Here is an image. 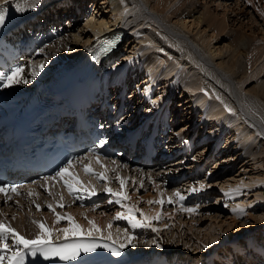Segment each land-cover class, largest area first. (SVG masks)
<instances>
[{"label": "rangeland", "instance_id": "1", "mask_svg": "<svg viewBox=\"0 0 264 264\" xmlns=\"http://www.w3.org/2000/svg\"><path fill=\"white\" fill-rule=\"evenodd\" d=\"M105 1L106 0H82L83 4L81 8L83 9V20L82 22L78 20L75 21V23H73L72 25V29H75L76 26L80 27L86 22L85 15L89 11H91V9H93L92 6H95V8L97 7L96 9L98 10L100 9V12L103 10H109L110 6H107L108 2ZM37 2L38 1H36V4ZM73 2L75 3V1H72L71 3ZM93 2L95 3L94 5ZM57 5L60 4L58 3ZM11 6L14 7V3H10L8 5V7L10 8ZM146 6L148 7L147 4ZM60 10L61 9H59V12ZM182 10H194L198 11V13L202 12L204 15L207 12H210L214 16L212 22L209 23L206 19L205 21H202L198 27L195 25V23H192L191 19H189V24H193V27L191 28H195L194 31L188 33V35L186 33L185 34L186 37L198 47H202L196 42V32L198 28H200L202 32H205V35H208L213 31V29H211L212 26H217V21H219V19L226 25V28L224 29V31L221 30L216 32L218 33L220 38L213 39V43H215V46L225 45L226 40H228V42H235L238 39H240L241 42H244L246 47L248 46L247 52L243 55V63L245 64V68L248 69V73L252 72L253 76L250 77L251 79H247L248 81H244V83L243 79H235L237 84L242 87L243 90L248 91L246 89L255 85L259 79H264V0H170L166 8L160 10L162 14L160 13V11H158V15H161L160 18L162 19V21L166 18L165 21H163L164 23L168 20L170 22L167 21L166 23H171L169 25L173 26L172 22H175L176 20V18L174 17L175 13ZM141 11L144 15H141L143 21H147V23H144L142 21L139 22L140 20L136 16L134 18V14L133 16H128L126 18V26H124L129 28L127 31L128 34L125 33L127 34V39L125 38V43L123 41L124 44H121V48L122 50H124V47L127 46L128 39L130 37L134 38L135 36L141 35L143 37L144 35V41L140 42L137 48H132L134 45L133 43L126 51V53H124L125 56L128 55L129 59L134 57L133 60L137 58H135L137 54H140L141 56L142 54H144L143 52H146V54L153 51L161 52L163 51L164 47L169 46L168 39L159 35L158 31H156V29H159L161 27L159 25L153 27V25L148 22V20L150 21L151 18L146 19V15H149V12H146L147 10L145 8H142ZM120 14L118 13V15ZM68 16L69 15L66 14L65 17ZM38 19H40L39 16ZM129 20L131 21L129 22ZM128 22L131 25H129ZM152 27L157 32L155 33V31L152 30L153 34L155 33L154 36L151 32ZM139 30H143V32H137ZM155 35L157 37H155ZM150 38H152L153 40ZM146 42H148L149 44H146ZM213 43L211 45H213ZM77 45V48L81 49L78 51V53L80 54L78 55L77 60H79L87 53L86 48H88V44L77 43ZM230 47L231 46H228V48ZM130 50L132 52H129ZM228 52L229 49L224 50V52H222V55H226L228 54ZM52 53L54 54V52ZM58 55L60 54H56V56ZM67 56L68 54H66V57L63 60L64 62L68 63L72 61V58L65 61L68 58ZM174 56H172V58L176 59V61L178 62L177 67L189 66L191 67V69L195 70L196 74L198 75L197 79L195 80L196 84H199V87L197 86V88L206 90L208 86L214 85V83L217 84L211 79L212 76H208L203 73V68L200 65L196 64L195 62L189 61L192 59L189 54H180V58H175ZM73 59H76V56L73 57ZM71 63L72 62H70V64ZM53 64H56V60ZM33 65L34 64L32 63L28 65L27 68L29 71L33 69ZM63 67L64 65H59L56 67V70H60ZM118 67L122 68L123 63L116 60L113 64H111V66H109V69L106 65L101 63V65L93 64V66H91L88 71L91 69L92 71L94 70L93 72H96L97 75H102L104 70H106L105 79L107 80V75H109L112 70H120V68L118 69ZM138 67L139 66H137L136 69H139ZM28 70L27 72L29 73ZM136 71L134 70L126 73L124 82L129 86L128 90L130 91L128 93L129 98L131 97L130 101L132 102V110L138 115L137 120H139L140 118L142 119V123H138V126L142 124L147 125L144 124L146 119L147 121L152 119V124L158 123L159 129L164 128L162 129V135L163 137L165 136V134L168 135L169 142H166L163 147L165 148V151L162 152V159L165 160H160L159 162L161 164H165L166 168L158 169L157 166H153L155 168L152 170L155 171V173L152 172L153 174H151L150 171H148V174L155 177L154 174L161 175V171L164 172L161 181L158 183L156 181V183L160 185L159 187L161 189L170 191L169 197L172 198L173 202L167 203L169 198H167L166 196L149 198L145 195L146 190L140 187L141 182L138 179L139 176L136 174L135 165H133V163L131 162V157L133 156V154L131 155V157H127L126 160L118 158L119 162L118 165L115 164L116 168L114 167V164H110L107 167L108 169L106 168L107 171H109V173L107 174L109 176L108 181H99L94 178L96 184L95 188L98 190L97 192L100 193L101 197L103 196V194H101V191H99V189H103L105 185H107L114 190H119L120 186L119 182L116 180V177L120 176L125 178L127 180L126 190L128 192V195L131 197V203H137V201H140V203L137 204V207L149 214H152V212L156 213V211H153L155 208L159 209L158 211L163 213L162 218L159 221L154 222V226L160 229L159 233L152 232L151 229L148 228H137L135 230L133 229L137 239L139 241L142 239L140 242L136 240V244L140 245L139 243H144V241L148 240V242L150 243L148 244L149 247H147L146 249H142L139 246H136L137 249H135L136 247L132 248V246H129L127 248H131L134 252L138 251L143 254H149L153 258L163 256L165 261L169 260V262L171 261V263H173V261H177L181 263L184 262L183 264H223L224 262L229 261L227 264H235L234 261H237V264H250L247 261L253 260V258H259L263 262L264 252H262L260 248L253 247V244H249L248 239L249 237H254L255 241H262V239L264 240V219H258V216L264 213V179L255 182V175L264 172V153H257L256 155L249 153L247 155L240 156V150L242 149L240 147H235V143H237V140H234L231 145L230 143L227 144L230 133L229 126H226L224 130H219L220 127L218 128L217 126L213 127V125L211 124L213 122L217 123L216 119H211L212 122L208 124L204 119L205 114L201 112L199 113V111L196 112L195 110L192 111L195 108L193 106V99L189 102H183L187 98H192V96L190 95L193 92L189 91L191 93H187L185 95L186 97H182V94H179V92L180 89H182L181 91H183V88L179 86L176 87L178 89V95L175 96V92H168V90L170 89L168 88V84L170 81L166 83L167 79L165 77L160 76L159 79H155V81H153V79L150 78L146 68ZM42 72L47 74L48 70L46 69L44 71L43 69H41L38 71L39 74H37L41 75ZM134 73H136V76ZM31 75L32 73L27 75L28 78H25L24 75L23 77L28 80L29 78L31 79ZM111 82L116 81L114 80ZM125 83L123 87L122 84H120V86L124 88V86L126 85ZM24 85L25 84L23 83L22 86ZM148 85L150 86V90H148L149 92H146V88L148 87ZM176 88L172 90L175 91ZM160 96L166 98L163 101V105H161V107L166 105L164 108H166L167 112L164 116V122L162 121V119H160V115L163 116L161 111L157 112L155 111V108H153V101H155L157 98H162ZM215 97L214 98L217 99L218 102L220 101V104H222L223 106L224 103L222 99L218 98L217 96ZM174 101L176 102V104H174ZM148 108L152 110L150 111ZM170 109L171 111L169 113L168 111ZM234 113V119L238 120V124H245V120H248L247 114L245 112L243 113L241 110H234ZM129 114L130 113H128L127 115ZM168 114L171 118L169 121L167 120ZM143 116H146V119ZM155 117H157L156 120H154ZM173 118H175V120ZM159 121H161L162 123L160 124ZM137 122L138 121H135V124L132 127H134ZM164 124L166 125L164 126ZM174 127H176L177 130H172V128ZM251 128L254 129L252 125L249 126V129ZM168 131H171L173 133H166ZM210 133L213 135L214 133L220 134V142L218 143V145L214 146L213 144L216 141L215 136L205 138L206 135ZM260 139L263 143L264 134H261ZM194 145L196 148L194 147L195 150L193 155H190V153H186V150L190 149V147L192 148ZM259 146H261V143L260 145H257L256 148H258ZM201 147L202 150H199V148ZM168 149L173 152H168ZM166 153L167 156L165 155ZM164 157H167L169 159L166 160V158ZM134 158L135 157H133V160H135ZM170 162H174V165L176 166L170 165L169 169H167L168 163L171 164ZM134 163H136V166H142V164H147V161L142 158ZM201 163L204 166V169L206 167L207 169L205 170L206 174L201 180H199L201 178V175L199 177L195 176V173L197 172H195L193 168L195 167V165L196 167H200ZM260 163H262V165ZM112 166L114 167V169H112ZM209 173H212V178L210 177V181L207 178L205 179V176ZM168 174L173 179H177V181L172 183V181L168 179ZM154 177H152L151 180L155 179ZM88 179V177L85 179L84 176L81 177V180L84 183ZM167 180L169 181L168 184L166 183ZM132 181H135V183H133ZM164 181L165 186L161 185ZM154 183L155 181L153 180L150 185L144 182L143 185L145 188L150 190L154 188ZM193 187L197 189L196 193L190 191V189ZM177 190H179L180 193L185 197L182 204L176 202L177 198L174 194ZM106 196L108 197L109 201L111 197L108 194H106ZM191 197H193L195 200L186 202L187 200H189L188 198ZM159 199H163L165 201V204L163 206H161L160 204L149 205L148 203H146V201L148 200ZM206 200H208V202H206ZM244 200H246V202L243 204ZM17 202L21 205L25 203V205H22L21 207L19 206L20 208L16 209L14 213L9 210V212L7 213V217L5 218L6 221H10L9 223H12L20 221L23 217L27 216L31 219L45 224L46 227H49V223L47 222L46 218L44 220L46 212L47 214L51 212L48 208L41 209V213H37V208L32 209L30 206H28V202H26V199L24 201L19 200ZM63 204L65 205L64 208H57V211L61 215L69 213L68 211L71 204L76 205L74 203V200L71 198H68V201L63 202ZM101 204H103V207L107 203L102 202ZM120 207L121 206L115 203H111L105 209H91V212L96 215L101 214L102 216L110 215L111 219L113 220V217L115 216V210L119 211ZM151 207H154V209L152 210ZM182 207L195 208L196 211H183ZM91 208H93V206H91ZM234 208L238 209V211H236L235 213H233ZM239 209H243V212H240ZM42 214L44 215V217L41 216ZM137 215L139 217V213H137ZM152 215H154V213ZM114 225L121 229L128 228L130 230L128 223L123 220L114 222ZM12 228L17 231V228ZM17 232L19 234L22 233L19 231ZM39 232L35 233L36 236L37 234H39ZM153 240L157 241V243H152L151 245V241ZM9 243H11V241H9ZM205 245H207V247H205Z\"/></svg>", "mask_w": 264, "mask_h": 264}, {"label": "bare ground", "instance_id": "2", "mask_svg": "<svg viewBox=\"0 0 264 264\" xmlns=\"http://www.w3.org/2000/svg\"><path fill=\"white\" fill-rule=\"evenodd\" d=\"M36 1H38V2L33 9H27L24 12H16L15 7H12V6H11V8L8 7L9 11H8L7 19H6L11 25L16 26V23L18 22V20H20L21 18H24L26 21L23 22V28L28 33V36L30 37V39H37V42L45 43L43 46H41L37 50L39 53L35 54V56L31 59V62H32V64H34L32 68L35 69V71H37V73L41 69H43L44 71L47 69L48 73L46 74V73L42 72L41 75H44V76L38 75L39 73L37 75H35L34 77L31 75L32 76L31 79L30 78L28 79L29 82L26 84L24 83L25 88L31 87L38 80L43 79L45 76H47L50 73L58 75V73L55 72V68L59 65L67 66L70 64V62H72L70 65L74 64L78 59V55L80 54V53H78V51L81 50V49L77 48L78 47L77 43L88 44V48H86L87 52H88L89 50L93 49L95 46V44H93L94 39H97L100 36H104L108 32L110 33L112 30H115L117 28H122V29H124L123 31L128 34L127 31L129 28L124 27V26H126L125 25L126 20H127L126 18L128 16H133V14H134V18L136 16L140 20L139 22L142 21L144 23H147V21H143V19L141 17V15H143L141 9L145 8L147 10L146 12H149V15L148 14L146 15V19L151 18L150 21L148 20V22L150 24H152L153 27H156L159 25L162 28V29L161 28L156 29V31H158L159 35L168 39L169 46L164 47L163 51H161V52L152 50L153 52L148 51V52H150L148 54H146V52H143L144 54H142L141 56H140V54L139 55L137 54L135 56V58L136 57L137 58L135 60H133L134 57L129 59L128 55L125 56L124 53H126V51L129 49V47L133 43H134V45L132 48H137L138 44L140 42H143L145 38H143L144 35H143V37H142V35L141 36H135L134 38L130 37L128 39L127 46L124 47V50H122L121 45H119V46L115 47L114 49H112L105 56V58L103 56V57H100L94 61V62H96L97 65L98 64L101 65V63H103L104 65L107 66L108 69H109V66H111V64H113L116 60L123 63L122 68L118 67V69L120 68V70L116 69L117 71L116 70L113 71L111 69L112 72H110V74L107 75V78H108L107 80L110 82L114 81V80L116 82H120V84H122V87H123V85L125 83L124 79H125L126 73H129V72L134 71V70L136 71L139 69L142 70V69L146 68L150 78L153 79V81H155V79H159L160 76L165 77L167 79V80L165 79L166 83H168L170 81L168 84V88H170L168 90L169 93L175 92V96H177L178 95V93H177L178 89L176 87H179V86L181 88H183V91H181L182 89H180V92H179V94H182V97L185 96L187 93L193 92L190 95V96H192V98H187L185 100L183 99L184 100L183 102H185V101L189 102L190 100L193 99V102H194L193 106L195 108L192 111L195 110L196 112L199 111V113L201 112V113L205 114L204 119L206 120V123H208V124L210 122H212L211 119H216L217 123L213 122L211 124V125H213V127L217 126L218 128L220 127L219 130H224V128L226 126H229L230 133H229V137L227 140V144L230 143V145H231L234 140H237V143H235V147L236 148L240 147L242 149V150H240L241 151L240 156L247 155L249 153H252L253 155H256L257 153H264V142L262 143V141H261L262 138L260 139L261 134L262 135L264 134V79H259L255 85L246 89L248 91L243 90L242 87H240L236 82V80L238 78L239 80L243 79V83H244V81H246L247 79L249 80V78L251 76H253L252 72L248 73V69L245 68V64L243 63V55L247 52L248 46L246 47L245 43L241 42L240 39H238L235 42H232V41L228 42V40H226L225 45H216L215 46V43H213L214 42L213 39L214 38L215 39L220 38L218 33H216V32L221 31V30L224 31V29L226 28V25L223 22H221L220 19H219L220 22L217 21L216 27L212 26L211 29H213V31L208 35H205L204 34L205 32H202L200 30V28H198V30L196 32V35H197V39H196L197 41L196 42H197V44L202 46L201 48L198 47L196 44L192 43V41L186 37V34L188 35V33L193 32L194 28H195V27L191 28V27H193L192 26L193 24L192 25L189 24V19H191L192 23H195V25L198 27L199 24L202 21H205L206 19L208 20L209 23L213 21L214 16L210 12L209 13L207 12L205 15L202 12L198 13V11H194V10H182L180 12H176L175 16H174L176 18V20H175V22L174 21L172 22L173 26H171V25H169L171 23H169V24L166 23L168 20L165 23L163 22V21H165L166 18L162 21V19L160 18L161 15L160 16L158 15L159 14L158 11L165 9L170 0H106L105 2H108L107 6H110V9L107 11L103 10L100 12V9L98 10V9H96L97 7L95 8V6L94 7L92 6L93 9H91V11H89V12L87 11L89 13V15H87L85 18L86 22L83 25H81L80 27L76 26L77 29L76 28L72 29V25H70V26L68 25V26H65L63 28L58 27V30H55V31L52 30V32H50L51 29L46 28L47 30L46 29L41 30L40 28H38L39 26H42V24H44V20H46L48 16L43 15L42 16L43 20L41 19V21H40V19H38L39 13L37 12L36 8L40 5H43L42 2H44L46 0H36ZM72 1H75L74 6H76V3H78L79 1H80L79 3H82V0H59V1L58 0L57 1L51 0L50 1L51 3L47 6V9H50L51 7L56 8L58 6L57 5L58 3L61 6H63V5H66V7H67V5L71 6L70 3ZM152 1H153V3H152ZM94 4L95 3L93 2V5ZM146 4L148 5V7L146 6ZM149 7L151 10L149 9ZM70 11H71V8L69 7L68 12H67V14L69 16L71 14ZM118 13L119 14L121 13V14L118 15ZM160 13H161V11H160ZM53 14H55V13H53ZM57 18H62V16H60V17L58 16ZM130 21L131 20H129V22ZM168 22H170V21H168ZM149 23H148V25H149ZM155 23H157V24H155ZM30 24L33 26L30 27L29 26ZM129 25H131V24L129 23ZM129 25H128V27H129ZM153 27L151 29V32H152V30L155 31V29H153ZM3 30L4 29H1L0 32ZM156 31H155V33H157ZM137 32L140 33V32H143V30H139ZM152 34H153V32H152ZM154 34H153V36H154ZM39 35L44 36L43 40H41V37H39ZM155 37H157V36L155 35ZM152 38H150V39H152ZM233 40H235V39H233ZM151 42H153V41H151ZM212 43H213V45H211ZM146 44H149V43L146 42ZM228 46H231V47L228 48ZM227 48L229 49L228 54L222 55V52H224V50H228ZM52 52H54V54ZM129 52H132V51L130 50ZM94 53H95V51H94ZM56 54H60V55L56 56ZM66 54H68V56H67L68 58L65 61H67L68 59L70 60L71 58H72V61H70L68 63L64 62L63 59L66 57ZM134 54H135V52H134ZM180 54H189V56L192 58L189 61L195 62L196 64L200 65L203 68V73L205 75L212 76L211 79L214 82H216L217 84L214 83V85L208 86L206 88V90L201 89V88H197V86L199 87V84H196V82H195V80L197 79V76H198L196 74L195 70L191 69V67H189L187 65H186L187 67H177L178 62L176 61V59L172 58V56H174V55H175L174 56L175 58H180V56H179ZM75 56H76V59H73V57H75ZM129 56H131V55H129ZM55 60H56V64H53ZM66 63H67V65H66ZM41 64H43V68L39 67ZM70 65L67 67H70ZM120 66H122V65H120ZM137 66H139L138 67L139 69H136ZM27 67L24 69L25 72L23 74L25 76V78L27 77L28 74H31L32 70H33V69L30 70L31 71V73H30V71L28 70ZM104 68H106V67H104ZM29 69H31V68H29ZM88 69L85 72L88 73ZM27 70L29 71V73L27 72ZM51 71H53V72H51ZM91 71L92 70L90 69V73H88L86 75V82H87L89 89L94 92L97 89H102L104 84L102 81L95 80L92 76L93 72H91ZM134 74L136 76V73H134ZM21 84H23V83H21ZM164 85H166V84H164ZM174 88H176L175 91L172 90ZM148 90H150L149 85L146 88V92ZM189 91H191V92H189ZM215 96L222 99L225 106H224V104L222 106V104H220L221 102L220 101L218 102L217 99H215L216 98ZM160 97H162V98H157L155 101H153L154 102L153 108H155V111H157V112L161 111L163 116L160 115L161 118L160 117L159 118L162 119V121L164 122V119H165L164 116H165V113L167 112L166 108H164L166 105L162 106V107H161V105H163V101L166 98L165 97L163 98V96H160ZM130 100H131V98H126V100H124V102L126 103L127 106H130L132 108V102ZM149 110L151 111L152 109H149ZM167 110H168V108H167ZM234 110H239V111L241 110L243 113L245 112L247 114L248 120H245L246 121L245 124H243V123L238 124V120L234 119V116H235ZM143 117L146 119V116H143ZM156 118L157 117H155L154 120H156ZM208 119H210V120H208ZM140 120H141V118L137 121H140ZM151 120L152 119H150L149 121H151ZM119 122H123V119ZM134 124H132L131 126L127 125L126 128L128 130H130V128H132V126ZM250 125H252L254 129H252V128L249 129ZM161 126H163V125H161ZM164 126H165V124H164ZM138 127L143 128V125L138 126ZM151 128H152V130H156L159 128V125L156 124L155 126H153V124H152ZM129 133H131V132H129ZM129 133H128V135H130ZM166 133H168V132H166ZM215 133H214V135L211 133L207 134L205 137V138H207L210 136H215L216 141L213 143L214 146L218 145V143L220 142L219 141L220 140V134H215ZM123 134H126V131H123ZM165 136H166V134H165ZM210 143H212V142H210ZM260 143H261V146L256 148L257 145H260ZM139 144L142 145V141H139ZM132 150H133V148H132ZM135 150H139V151H136V153L135 152L133 153L134 154L133 157H135L134 158L135 160H133V158H132L133 163L136 161H139V159H142L146 154L144 151L142 152L140 148H136ZM143 150H146V149H143ZM161 150L165 151V148H162ZM164 151H161L159 156H163L162 152H164ZM168 152H173V151L168 149ZM123 153H125V152H123ZM165 155L167 156V153ZM170 155H171V153H170ZM119 157L120 156H115V157H111L108 159H105V158L101 159L100 158L101 164L105 165L104 168H102L100 166V164L96 163V157H94L93 155L83 156L82 157L83 159H81L82 161H80V162L85 161L87 164H90L92 169L94 170V172H105L108 169L107 167L110 164H114V167H115V164L118 165V162H119L118 158ZM162 160H165V159H162ZM145 161H147V160H145ZM80 162L74 161L72 167L69 170L74 172L76 175H78L80 177V179L82 176H84V179L88 177L89 179L86 180L85 183L86 184L90 183L91 185L95 186L96 184H95L94 178H96V177L94 175L84 174L83 172H85V171L83 169V166L80 165L81 164ZM113 162H115V163H113ZM175 163H178V162H175ZM121 164H123V163H121ZM147 164H148V161H147ZM260 164L262 165V163H260ZM134 165H135V168L137 166H139V165L136 166V163H134ZM169 165H174V163L173 164L171 163ZM200 165H201L200 167H196V165H195V167L193 168V170L195 172H198V173H195V176L199 177L201 175V178L199 180H201L203 178V176L206 174L205 173L206 169H204V166L202 165V163ZM114 167L112 169H114ZM139 167L141 168V170H144L143 166H139ZM168 167L169 166H167V169H169ZM161 172H163V171H161ZM108 173H109V171H106V174H108ZM150 173L153 174L151 171H150ZM211 174L212 173L207 174L205 176V179L207 178L210 181L211 180L210 179ZM151 177H154V176L151 175ZM253 177H254V175H253ZM262 179H264V172H262L258 175H255V182H258ZM243 182H246V181H243ZM157 183L155 182L153 185L154 188H152L150 190L143 187L142 189L146 190L145 195L149 198L160 197V196L161 197L166 196L167 198H169L170 191L169 190L166 191L165 189H161L159 187L160 185ZM46 189H47V191H46ZM22 190H23L24 194L19 196L18 192H17L13 195V197L15 196L17 198L7 200V205L8 204L11 205L12 203L13 204L11 205V207L6 208V206H5L4 207L5 210H11L14 213V211L16 209L20 208L22 205H25V203H23L22 205L19 204L17 202V200L19 199L21 201H24L26 199V202H28V206H30L32 209L36 208L37 204L40 205V210L47 208V205L51 204L55 208L56 212H58L57 211V208H59V207H57L58 202L63 203L65 201H68V198H71L73 200L75 199L72 195H69L67 193L68 189L63 185V183L60 181L59 178H57L56 180L39 181V184L34 183L32 185H26L22 188ZM162 190H163V193H162ZM99 191H101V194H103V196L102 197L98 196V199L94 204L99 205V207L97 209H100V208L105 209L108 207V205L110 203H108V197L106 196V193L103 192V189L101 188V189H99ZM30 193H31V195H30ZM49 193H51V194H49ZM164 193H167V194H164ZM194 193H196V192H194ZM104 194H105V196H104ZM61 196L63 197L62 201H61ZM24 197H26V198H24ZM188 199L189 200H187L186 202H191V201L195 200L193 197L188 198ZM102 202L107 203V204H105V206L102 207V205H103V204H101ZM206 202H208V200H206ZM245 202H246V200L243 201V204ZM94 204H91V205H82V204L73 205V204H71L68 212L75 218L76 222L81 224L84 228L89 227L88 220H94L97 223V225L104 230V234L106 236L107 232H108V227H107L108 223H109V221H112V219H111L110 215L102 216L101 214L96 215L93 212H91V209H93V208H91V206H93ZM25 207H23V208H25ZM145 207H147V206H145ZM116 209H118V208H116ZM153 209H154V207L152 208V210ZM40 210H37V213H41ZM122 210L123 209L120 207L119 211H122ZM144 210H145V208H144ZM158 210L159 209L155 208L153 211L157 212ZM117 211L118 210H115V213ZM153 213L155 214V212H152V214ZM233 213H235V212H233ZM46 214H47V212H46ZM46 214H45V217L43 214L41 216L44 217V220L46 218L47 222L49 223L48 224L49 228L66 227L67 226L66 221H61L59 224H56L55 223L56 216L52 211L49 214H47V215ZM27 215H29V214H27ZM6 217H7V214L4 211L3 213L0 214V221H3L5 224L10 225L11 227L17 228V231L22 232L20 234L27 239H34L36 237L35 233L39 232V226L37 223H35L37 221L34 219H31L30 217L26 216V217H23L22 219L20 218L21 220L20 221L15 220L16 222L11 221L12 223H9L10 221H6L5 220ZM85 217H87V219H85ZM258 219L263 220L264 219V213L262 215H259ZM117 228L118 227L115 226L113 223V226L111 229V231L113 232V238H115L117 235ZM130 230H133V229L130 228ZM134 230H133V232H134ZM55 235H62L63 236V234H57V233H55ZM254 239H255L254 237H249L248 243L253 244V247L260 248L261 251L264 252V248H263L264 247V240L262 239V241H255ZM139 244L140 245L136 244V246H139L142 249H146L147 247H149L148 244H150V243H139ZM144 245H146V246H144ZM151 245H152V243H151ZM135 249H137V247ZM148 256H149V254H146V255H140V256L135 257V258L136 259L142 258V259H144L143 262H145V261L149 262V261L153 260L157 264H161V263L162 264H165V263L174 264V262H176L175 264H178L177 261H173V263H168L169 262V260H168V262H165V259L163 258V256H160L161 258L156 257L153 259H152V257L150 258ZM106 258L107 259H113L110 254H108V257H106ZM228 262L229 261H226L224 263L227 264ZM234 263L237 264V261H234ZM250 264H251V262H250ZM252 264H256V262L252 263ZM258 264H260V262Z\"/></svg>", "mask_w": 264, "mask_h": 264}, {"label": "snow or ice", "instance_id": "3", "mask_svg": "<svg viewBox=\"0 0 264 264\" xmlns=\"http://www.w3.org/2000/svg\"><path fill=\"white\" fill-rule=\"evenodd\" d=\"M14 3L16 12H24L28 8H34L36 0H0V26H3L8 16V5ZM43 68V64L39 66ZM24 67L16 66L11 68L9 71H0V87H10L21 83H28L29 81L23 77ZM37 75V72L33 70L32 76ZM106 141L100 140L96 148L91 149V152L96 154V163L100 164L102 168L105 165L101 164L100 157L97 154V149L101 148ZM78 162L83 159L80 157L73 158ZM73 159H69L66 164L56 171L54 176L44 177L45 181L56 180L57 178L63 183L68 189L70 195L76 200L82 199L91 200L92 197L98 195L97 189L94 185L84 183L78 175L69 169L73 165ZM115 163V162H113ZM86 174L94 175L99 181H108L109 176L105 172H94L90 164L83 165ZM116 180L119 182V190H114L111 187L105 185L103 192L108 194L111 199L108 201L110 204L115 203L123 209L117 211L112 221L108 223V232L105 236L104 230L97 225L94 220H88V228H84L81 224L77 223L75 218L70 213L61 215L56 212L53 205L48 204L47 208L53 211L56 216L55 223L59 224L61 221H66V227L49 228L45 224L35 222L40 228L39 234L34 239H27L20 235L10 225L0 221V264H25V257L27 254L35 257L37 254L42 256L45 260H51L58 258L61 261L76 260L82 253H94L97 249H104L113 257H121L124 249L129 246L136 247L135 241L137 237L133 231L128 228H117V235L113 238V232L111 231L113 223L116 221H126L131 229L137 228H148L152 232L159 233L160 229L154 226L155 221H159L162 218L163 213L157 211L154 215L144 212L137 207V203H131V197L128 195L126 190L127 180L123 177L117 176ZM135 183V181H132ZM17 185L15 184H3L0 183V193L7 196L9 192H17ZM140 187L144 185L141 182ZM47 191V189H46ZM191 192H196L195 187L190 189ZM51 194V193H49ZM228 194V193H226ZM31 195V193H30ZM175 197L178 203L184 201L185 197L180 193L179 190L175 192ZM63 197L61 196V201ZM173 200L169 197L167 203H172ZM149 205L160 204L163 206L165 201L159 200H148L146 201ZM57 207L64 208L65 205L62 202H58ZM99 205L94 204L93 210L98 208ZM37 210H40V205H36ZM183 211L194 212L195 208H183ZM238 211L237 208L233 209V212ZM243 212V209H239ZM139 213V217L137 215ZM87 219V217H85ZM53 233L63 234L64 242L58 243L53 241ZM122 233V234H121ZM11 239V243H9ZM56 241L61 240L60 235H56ZM71 241V242H69ZM144 243H149L144 241ZM151 243L156 244L157 241L153 240ZM159 246V245H158ZM207 247V245H205Z\"/></svg>", "mask_w": 264, "mask_h": 264}]
</instances>
